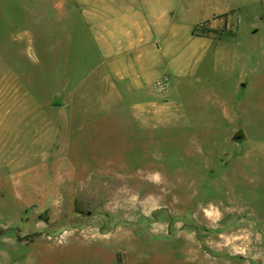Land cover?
<instances>
[{
  "label": "rangeland",
  "instance_id": "rangeland-1",
  "mask_svg": "<svg viewBox=\"0 0 264 264\" xmlns=\"http://www.w3.org/2000/svg\"><path fill=\"white\" fill-rule=\"evenodd\" d=\"M137 3L0 0L1 244L63 259L38 241L174 217L264 243V0L167 31Z\"/></svg>",
  "mask_w": 264,
  "mask_h": 264
},
{
  "label": "crops",
  "instance_id": "crops-1",
  "mask_svg": "<svg viewBox=\"0 0 264 264\" xmlns=\"http://www.w3.org/2000/svg\"><path fill=\"white\" fill-rule=\"evenodd\" d=\"M126 1L123 0V2ZM136 1L139 4L136 8L137 17L139 18L138 15L141 13L142 18H145L146 27L151 28L153 25L149 19L152 12L158 18L159 25H163L167 31L168 28L177 26L178 21L189 11L194 12L200 9L201 4L233 0ZM102 2L104 20L107 13L105 6L107 0ZM142 18L135 21L140 28L143 24ZM156 44L159 45L157 40ZM134 227L131 223L125 222L98 236L69 234L60 242L38 241L39 252L43 254V252L61 251L63 254H69V257L64 255L63 259L59 256L54 258L55 255L53 257L49 255V259L41 255L39 259L37 251L33 250L35 247L32 241L21 243L11 236L12 238L7 239L9 243H0V264H18L17 261L24 256L29 257L28 251L17 255L11 253V249L18 245H23V249L30 248L34 252L35 260H32L31 264L35 262H37L35 264H264V243L254 242L250 234L242 238L244 241L240 245L235 239L237 236L233 234L228 235L226 231H223L220 235L224 238H214L211 231L204 232L205 230L203 231L198 223L175 217L170 220L166 229L159 228L155 232ZM3 247H10V250H4Z\"/></svg>",
  "mask_w": 264,
  "mask_h": 264
},
{
  "label": "trees",
  "instance_id": "trees-1",
  "mask_svg": "<svg viewBox=\"0 0 264 264\" xmlns=\"http://www.w3.org/2000/svg\"><path fill=\"white\" fill-rule=\"evenodd\" d=\"M232 11H234V10H232ZM231 11V12H232ZM229 14H230V12H226V13H223V14H220V16H223V17H226V20H225V24H224V27L225 28H227L226 27V24H227V18H228V16H229ZM210 20V19H209ZM209 20H205L204 22H210ZM201 23H198L197 25H196V27H198L199 25H200ZM228 33H232V34H235L234 33V31L232 30V29H229L228 31H227ZM224 33L225 32H222V34L221 35H219V36H214L215 38H217V39H221L223 36H224ZM193 35H196V36H201V34H198L197 32H196V28L193 30ZM210 37V36H209Z\"/></svg>",
  "mask_w": 264,
  "mask_h": 264
}]
</instances>
